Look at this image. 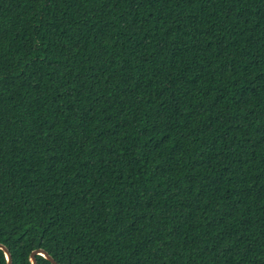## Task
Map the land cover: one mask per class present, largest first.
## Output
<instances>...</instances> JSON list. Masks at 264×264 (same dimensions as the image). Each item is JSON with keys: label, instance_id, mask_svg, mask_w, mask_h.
Instances as JSON below:
<instances>
[{"label": "trees", "instance_id": "obj_1", "mask_svg": "<svg viewBox=\"0 0 264 264\" xmlns=\"http://www.w3.org/2000/svg\"><path fill=\"white\" fill-rule=\"evenodd\" d=\"M0 243L264 264V0H0Z\"/></svg>", "mask_w": 264, "mask_h": 264}, {"label": "water", "instance_id": "obj_2", "mask_svg": "<svg viewBox=\"0 0 264 264\" xmlns=\"http://www.w3.org/2000/svg\"><path fill=\"white\" fill-rule=\"evenodd\" d=\"M0 249L3 251L4 253V257H5V264H11L12 263V259H11V255L9 250L7 249V247L0 243ZM35 255H41L43 256L45 259H47L49 262H51L52 264H59L57 263L52 257L51 255H49V253H47V251H45L42 248H36L33 249L30 254H29V261L30 264H37L36 262V258Z\"/></svg>", "mask_w": 264, "mask_h": 264}]
</instances>
